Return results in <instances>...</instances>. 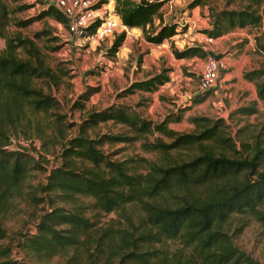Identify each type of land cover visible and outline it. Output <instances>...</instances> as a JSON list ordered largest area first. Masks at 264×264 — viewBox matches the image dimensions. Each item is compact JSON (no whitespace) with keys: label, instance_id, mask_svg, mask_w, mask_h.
I'll return each mask as SVG.
<instances>
[{"label":"trees","instance_id":"trees-1","mask_svg":"<svg viewBox=\"0 0 264 264\" xmlns=\"http://www.w3.org/2000/svg\"><path fill=\"white\" fill-rule=\"evenodd\" d=\"M103 1L107 0H98L94 6ZM167 1L114 0V11L124 25L140 27L148 41L159 44L184 30V25L178 28L176 21L163 17ZM241 1L239 8L217 11L208 5L211 24L200 30L217 38L236 27L263 23L264 0ZM205 3L206 0H190L187 6ZM12 11L0 0V36L5 39V47H0V215L22 194L29 170L40 167L28 149L7 147L13 142L14 122L28 118L25 107L38 115L59 106L52 92L36 83L42 79L55 83L59 80L41 48L31 37L7 32ZM44 16L67 23L65 15L49 3L16 24ZM95 26H89L88 32ZM125 35L122 29L114 37L109 54L118 51ZM256 42L264 53V41L257 38ZM170 47L175 58L209 54L201 44L179 48L171 42ZM168 70L162 68L130 81L118 96L157 89L169 80ZM243 77L254 83L256 95L264 103V67L246 69ZM208 91L195 93L199 96L196 101ZM90 92L91 89L84 91L80 97L86 99ZM187 107L169 111L158 121L143 117L123 103L91 110L79 124L78 132L62 143L60 161L38 184L42 195L32 194V198L50 207L42 208L34 229L15 237L14 246L22 249L30 262L32 257L47 260L60 255L62 261L57 264H261L235 243V232L230 228L241 230L250 219L264 225V117L252 126L245 122L235 131L224 116L208 115L189 116L194 128L188 131L170 127L169 122L180 120ZM258 111L257 100L253 99L232 109L230 115ZM48 117L49 124L62 125L57 118L54 121ZM109 119L127 124L132 134L109 133L93 138L86 133L88 127ZM149 134H154L152 139L147 137ZM141 137L142 147L154 158L112 159L99 146L104 141ZM138 162L144 171L139 170ZM131 205L138 211L129 208ZM88 209L91 214H87ZM109 212H115L118 219L112 217L110 223L100 225L97 216ZM5 237L7 231L0 220V240ZM169 241L177 242V246L168 249ZM12 251L11 245L0 243V264L25 262L11 256Z\"/></svg>","mask_w":264,"mask_h":264},{"label":"rangeland","instance_id":"rangeland-1","mask_svg":"<svg viewBox=\"0 0 264 264\" xmlns=\"http://www.w3.org/2000/svg\"><path fill=\"white\" fill-rule=\"evenodd\" d=\"M4 1L13 10L12 19L7 25L8 34L19 32L31 37L41 48L46 61L59 77L57 83L47 79L36 81L44 90L52 92L58 99L59 106L55 110L46 112L47 114L41 112L38 115H32L30 109L25 107V113L29 116L23 118L22 121L14 122L17 125L12 134L13 142L7 145L13 149L20 147L28 149L40 163V167L29 170L23 182L22 194L16 196L10 209L0 215L1 223L7 231V237L1 239L0 243L11 245L13 249L11 256L25 261L26 264H57L62 261L60 255H55L47 260L32 257L33 262H30L24 251L14 246L15 237L20 232L34 229V223L44 211L42 208L50 207L47 202L32 198V194L42 195L37 190L38 184L44 181L48 169L60 161L62 143L78 132L79 124L91 110L123 103L138 111L143 117L158 121L167 112L188 106L182 110L180 120L169 122L170 127L182 131L194 128V124L189 121V116L192 115L224 116L232 131L245 122L251 123L252 126L263 121L264 103L258 99L254 83L245 79L243 72L253 67H264V53L259 50L256 42L257 38L264 41V21L258 26L236 27L217 38H212L211 41L207 39L209 36L200 30L211 24L212 17L209 15L211 10L208 5L215 11L221 8H239L243 5L241 0L231 2L206 0L204 5L199 4L192 8L187 6L190 0H168L162 8L163 17L166 20L176 21L178 28L184 25L183 31L157 44L148 41L140 27H127L123 29L126 35L118 51L112 54L108 53V47L122 30L102 40L88 41L76 33L69 32L66 22H60L50 16L35 19L27 24H16V21L20 19L37 14L43 4L38 0ZM103 3V10L109 7L114 8V0ZM23 4L29 5L19 8ZM112 4L113 6H110ZM171 42L179 48L184 45L201 44L209 52L221 53L220 57L227 63L220 72L223 74L235 70L237 71L233 74L235 79L242 73V77L247 80V86L243 87L247 98L245 97L241 103L239 92L232 96L226 95L225 98L211 93L208 97L205 95L202 100L196 101L199 96L194 94L198 85L199 71L208 55L184 58V62L180 63V58H175L171 52ZM0 47H5V39L1 36ZM22 52L20 50L21 55ZM162 68L169 69V80L157 89L135 90L132 93L118 96V93L130 81L148 77ZM89 89L91 92L88 98L82 99L80 94ZM184 95L189 98L184 99ZM253 99L257 100L259 110L257 113L230 115L232 109L249 103ZM48 116L54 121L57 118L62 125L49 124ZM86 133L90 137L97 138L109 133L132 134V131L127 124L109 119L88 127ZM153 136L154 134H149L147 137L152 139ZM143 139L141 137L131 141H104L99 146L112 159L140 156L154 158L153 153L142 147ZM138 166L140 171H144V166L139 165V162ZM58 203L63 204L60 201ZM130 207L134 212L138 211L136 206L131 205ZM86 212L87 214L92 213L90 209ZM97 217L100 219V225L110 223L112 217L118 219L115 212L100 213ZM119 220L123 221V218ZM235 223L233 222V225ZM230 229L231 232H235V243L264 264V225L255 219H250L243 229L237 231L234 226ZM176 246L177 242L167 243L168 249H174Z\"/></svg>","mask_w":264,"mask_h":264},{"label":"built area","instance_id":"built-area-1","mask_svg":"<svg viewBox=\"0 0 264 264\" xmlns=\"http://www.w3.org/2000/svg\"><path fill=\"white\" fill-rule=\"evenodd\" d=\"M98 0H41L43 4H54L67 18V29L76 33L88 41H98L112 36L115 32L127 28L114 8L109 7L103 10V1L94 6ZM141 2L142 0H134ZM96 24L94 31L88 32L89 26ZM209 41L212 37H207ZM214 52H209L204 59L200 71L197 89L204 91L215 86L218 81L221 69L226 66L222 58H215Z\"/></svg>","mask_w":264,"mask_h":264},{"label":"crops","instance_id":"crops-1","mask_svg":"<svg viewBox=\"0 0 264 264\" xmlns=\"http://www.w3.org/2000/svg\"><path fill=\"white\" fill-rule=\"evenodd\" d=\"M110 6H113L110 5ZM180 63H183L184 62V58H180ZM237 71L235 70H231L229 72H226V73H221L219 74V79L216 83V85L212 88L209 89L208 93H207V97L213 93V94H216V95H219V96H222L225 98V96H232V94H235V93H238L239 92V95L241 96V103L243 101V99L247 96L243 87L247 86V80H245L243 77H242V73L241 75H237L238 77H236V79L234 78V75L233 74H236ZM199 92L198 89H196L195 93ZM186 94V92H185ZM250 94L253 95L252 92H250ZM184 99H188L189 96H186L184 95ZM255 96V94L253 95ZM222 101V99H221ZM240 102H238L240 104ZM189 104V103H188Z\"/></svg>","mask_w":264,"mask_h":264},{"label":"water","instance_id":"water-1","mask_svg":"<svg viewBox=\"0 0 264 264\" xmlns=\"http://www.w3.org/2000/svg\"><path fill=\"white\" fill-rule=\"evenodd\" d=\"M215 58H219L221 56V53H213ZM22 264H26L25 262H22Z\"/></svg>","mask_w":264,"mask_h":264}]
</instances>
